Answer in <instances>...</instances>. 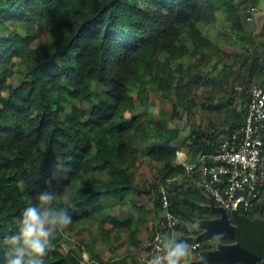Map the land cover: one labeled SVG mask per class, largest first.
<instances>
[{
  "label": "trees",
  "instance_id": "obj_1",
  "mask_svg": "<svg viewBox=\"0 0 264 264\" xmlns=\"http://www.w3.org/2000/svg\"><path fill=\"white\" fill-rule=\"evenodd\" d=\"M256 2L0 0V235L16 231L22 210L35 202L53 172L71 195L66 233L108 208L136 204L135 195L146 194L154 200L153 210L163 212L159 187L183 171L177 152L187 149L194 161L212 150L220 133L243 122L249 94L239 109L228 106L230 124L194 126L182 137L179 127L152 117L149 91L155 87L177 103L190 102L197 89L215 82L200 72L215 44L199 24L215 23L218 12L230 19L238 10L246 16ZM233 21L241 28L237 18ZM186 55L200 60L184 66L179 60ZM263 69L255 58L250 76ZM173 110L175 120L176 104ZM141 157L155 169L154 179L144 185L134 182ZM169 191L183 238L189 223L220 218L193 179L170 184ZM150 211L138 206L136 223L109 215V231H127V246L140 248ZM237 214L264 223V206ZM230 219L239 225L232 213ZM249 227L248 237L239 240L264 264V232ZM62 240L61 234L44 264H81L62 249ZM128 256L110 264H131Z\"/></svg>",
  "mask_w": 264,
  "mask_h": 264
},
{
  "label": "rangeland",
  "instance_id": "obj_2",
  "mask_svg": "<svg viewBox=\"0 0 264 264\" xmlns=\"http://www.w3.org/2000/svg\"><path fill=\"white\" fill-rule=\"evenodd\" d=\"M255 6L259 10L255 14L253 21H248L245 13L238 10L231 16V19L226 14L218 12L215 23L210 25L199 24L203 33L208 37L221 40L229 46L237 47L235 51L240 54L219 56V62L216 64L217 54L220 52L217 48L209 51L208 60L200 66V72L209 79H215V82L202 85L195 91L190 102L184 100L181 103H177L175 98L170 99L162 95L160 90L155 87L151 88L148 104L153 110V118L167 119L171 125L180 128L182 137L188 136L194 126L207 128L211 124L219 127L231 123L233 118L229 108L231 103L233 106L242 104L244 95L247 96L249 94L252 83L258 81L249 74L252 61L255 58L264 61V47L261 44V42L264 43V35L262 34L264 30V0H257ZM236 18L241 28L234 26L233 20ZM186 41L189 45V41ZM214 53L216 56L212 59ZM234 56L235 58H233ZM199 60L200 58L197 56L186 55L179 62L184 66H189L198 63ZM258 73L262 72L258 71ZM173 104H176L178 110V116L175 120L171 116L174 112ZM234 107L237 108V106ZM181 151L185 152V148ZM136 165L134 182L139 185L150 183L154 179V167L146 162L144 157H141ZM134 199L136 204L116 205L112 209L108 208L90 222L71 232V235L83 241L89 253L88 255H91L90 252L92 251L93 254L99 256V259L89 256L91 260L94 258L98 264H110L114 261L117 262L122 256L129 255V262L132 261L134 263L144 255V249L153 238L156 232V225L163 212L153 210L154 200H148L146 194L142 196L135 195ZM104 202L103 199L100 200V203ZM138 206L151 210V213L147 217V222L142 225L139 234L144 243L141 248H130L126 244L128 232L123 230L109 231L112 224L106 218L109 215H113L119 220L132 217V221L134 220V223H136ZM192 225L193 223H189L188 229L197 233L198 231L193 230ZM88 246L91 247V250L88 249Z\"/></svg>",
  "mask_w": 264,
  "mask_h": 264
},
{
  "label": "built area",
  "instance_id": "obj_3",
  "mask_svg": "<svg viewBox=\"0 0 264 264\" xmlns=\"http://www.w3.org/2000/svg\"><path fill=\"white\" fill-rule=\"evenodd\" d=\"M258 10L257 6L251 7L246 19L253 21ZM261 63L264 65V61ZM212 146V150L200 153L194 161L188 153L177 152L176 164L181 165L183 171L160 185L163 215L156 225L153 238L144 249V255L132 264H146L153 253L156 237L169 231L168 215L175 218L179 230L180 219L172 211L169 199L170 184L193 179L213 203L228 214L233 210L249 212L264 206V191L262 193L260 189L264 183V85L257 81L252 83L243 122L234 129L220 133ZM181 232L182 239L197 245L193 264H198L200 256L218 248L214 242L210 243L213 236H202L203 231L195 233L188 229V235L184 238ZM62 235L61 247L65 252L72 253L82 263H95L82 240L66 232Z\"/></svg>",
  "mask_w": 264,
  "mask_h": 264
},
{
  "label": "clouds",
  "instance_id": "obj_4",
  "mask_svg": "<svg viewBox=\"0 0 264 264\" xmlns=\"http://www.w3.org/2000/svg\"><path fill=\"white\" fill-rule=\"evenodd\" d=\"M57 169L63 165L56 163ZM35 202L29 203L21 212L17 229L7 235H0V252L3 264H44V258L53 247V242L72 224L69 211L70 193L61 187V181L53 172L44 181V187L38 190ZM169 231L156 237L153 253L146 264H193L197 245L182 239L177 229V221L171 215L167 217ZM199 230V221L192 225ZM222 234H216L210 240L219 247ZM198 264H207L204 257Z\"/></svg>",
  "mask_w": 264,
  "mask_h": 264
},
{
  "label": "water",
  "instance_id": "obj_5",
  "mask_svg": "<svg viewBox=\"0 0 264 264\" xmlns=\"http://www.w3.org/2000/svg\"><path fill=\"white\" fill-rule=\"evenodd\" d=\"M210 206L219 212L218 219H202L199 220V230L203 231L202 236L222 234V239L230 238L235 242L232 244H219V247L210 251L200 257H204L207 264H259L262 256L250 250L248 244H244L239 239L240 237H248L249 228L258 233L264 232V223L251 222L246 217L237 214L236 210L232 211V215L238 221L239 225L231 222L230 214H228L222 207H217L211 200Z\"/></svg>",
  "mask_w": 264,
  "mask_h": 264
},
{
  "label": "crops",
  "instance_id": "obj_6",
  "mask_svg": "<svg viewBox=\"0 0 264 264\" xmlns=\"http://www.w3.org/2000/svg\"><path fill=\"white\" fill-rule=\"evenodd\" d=\"M213 42H214V44H215V48H217L218 49V51L220 52V53H218L217 54V62L216 63H218L219 62V60H218V58H219V56L221 57V56H224L225 54H227V55H231V54H240L238 51H235V48H237V47H234L233 45L232 46H229V45H227V44H225L223 41H221V40H215V39H213V38H211V37H209ZM223 42V43H222ZM261 44L263 45L264 43H262L261 42ZM263 47H264V45H263ZM216 56V54L214 53L213 55H212V59L214 58ZM237 57V56H236ZM233 58H235V56L233 57ZM237 62V61H236ZM236 62H233L234 64L236 63ZM237 64V63H236ZM235 66V65H234ZM225 72V71H224ZM250 74V73H249ZM254 79H256V80H258L257 82H259L260 84H262V85H264V72H262V73H256L254 76ZM247 98V96L246 97H244V99H246ZM234 103V102H233ZM232 104V103H231ZM241 105L242 104H235L234 106H237V108L239 109L240 107H241ZM247 105V102H245V104H244V106H246ZM232 107H234L233 105H231ZM188 152V150L187 149H185V152L184 153H187ZM188 154H189V152H188ZM263 189V188H262ZM261 189V192L263 193V191H264V189L262 190ZM130 263L132 264V261H130Z\"/></svg>",
  "mask_w": 264,
  "mask_h": 264
},
{
  "label": "flooded vegetation",
  "instance_id": "obj_7",
  "mask_svg": "<svg viewBox=\"0 0 264 264\" xmlns=\"http://www.w3.org/2000/svg\"><path fill=\"white\" fill-rule=\"evenodd\" d=\"M220 242H221V244H225V245H226V244H232V243H234L235 241H234V242H230V241H229V242H223V241H220ZM215 264H217V263H215Z\"/></svg>",
  "mask_w": 264,
  "mask_h": 264
}]
</instances>
